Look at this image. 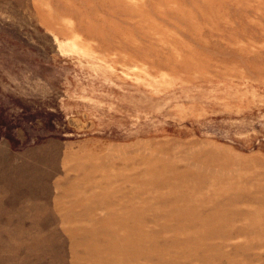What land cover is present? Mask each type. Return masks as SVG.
I'll use <instances>...</instances> for the list:
<instances>
[{
	"label": "rangeland",
	"instance_id": "1",
	"mask_svg": "<svg viewBox=\"0 0 264 264\" xmlns=\"http://www.w3.org/2000/svg\"><path fill=\"white\" fill-rule=\"evenodd\" d=\"M0 264H264V0H0Z\"/></svg>",
	"mask_w": 264,
	"mask_h": 264
}]
</instances>
